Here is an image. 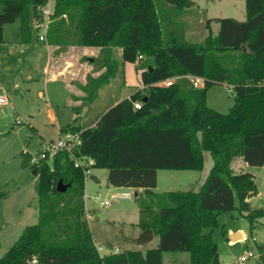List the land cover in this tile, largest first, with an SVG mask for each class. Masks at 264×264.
<instances>
[{"label":"trees","instance_id":"obj_1","mask_svg":"<svg viewBox=\"0 0 264 264\" xmlns=\"http://www.w3.org/2000/svg\"><path fill=\"white\" fill-rule=\"evenodd\" d=\"M48 0H0V43L3 27L19 22L22 43L38 41L34 23L42 21ZM168 13L177 25L191 0H54L45 34L58 52L68 46L98 47L94 70L81 87L82 107L92 102L98 89L113 79L117 63L112 49L120 48L123 63L136 64L137 90L102 114L95 126L82 129L78 117L60 129L77 135L72 156L85 161L74 167L65 150L30 166L37 180L38 222L25 227L19 239L0 258V264H162L164 251L189 253L188 264H235L221 261L211 231L222 213L238 212L253 227L264 218V209L251 208L248 199L257 193L254 176L234 174L236 158L249 167L264 168V0H244L245 20L209 19L202 43L183 42L170 27ZM211 21L219 25L216 35ZM149 61L145 64L143 61ZM142 64V65H140ZM195 77L203 86L183 89L172 79ZM226 85L233 104L219 113L207 104V92ZM139 102L138 109L133 104ZM204 152L212 159L197 191L155 194L158 170L201 171ZM31 156L21 153V168ZM107 171V185L142 189L149 204L140 203L141 230L151 229L155 247L124 249L100 254L84 211L85 171ZM70 184L65 192L57 183ZM139 199V195L136 197ZM209 228L208 231L204 229ZM264 263V246H260Z\"/></svg>","mask_w":264,"mask_h":264},{"label":"rangeland","instance_id":"obj_2","mask_svg":"<svg viewBox=\"0 0 264 264\" xmlns=\"http://www.w3.org/2000/svg\"><path fill=\"white\" fill-rule=\"evenodd\" d=\"M195 3L184 14L177 19V25L170 18L168 13L169 7L164 5L163 11L169 18L170 27L173 31L180 32L183 42L200 43L207 35L208 31L205 26L199 24L209 19L216 18H233L237 21L245 20L244 0H191ZM54 0H48L45 8L49 14L53 13ZM47 21V17H44ZM50 21V19H49ZM192 28L189 27L192 23ZM16 22L3 27L4 43H0V55L5 62L6 52L4 47L15 40ZM186 26L190 34L185 33ZM210 28L213 34H217L219 25L211 21ZM197 34V35H196ZM196 35V36H195ZM201 36H203L201 38ZM8 49V48H7ZM4 57V58H3ZM149 61H143L145 64ZM119 69V76L122 72L125 81V91H132L141 86L139 74L136 72V64L123 63ZM142 65V64H140ZM183 89L191 86L190 80L176 81ZM114 85H117L116 82ZM118 88V87H117ZM226 85H214L207 94V104L213 110L219 113H226L233 104V94ZM33 125L38 127V134L35 130L28 127L27 124H16L17 118L13 112L7 109V106L0 110V258L19 239L25 227L34 225L38 222V197H37V180L30 166L26 169L21 168V152L28 150L32 157H39L41 146L46 142L55 143L58 139L52 126L44 124L43 115L34 117ZM41 125V126H40ZM43 137V142L39 143ZM49 138L51 140H49ZM23 153V152H22ZM236 158L230 165L234 174L249 172L254 174V181L258 192L250 197L249 204L251 208L264 209V169L252 168L244 165L240 169ZM51 164V159H48ZM212 159L208 152H204L203 174H208L212 167ZM106 170L92 169V174L100 182L93 184L86 177L88 187L84 190L83 201L85 209L82 220H84L92 233L96 243L108 245L111 248L117 246L119 250L124 249H142L155 247L157 237L155 236L147 244L137 243V237L142 230L137 225L140 218V203L149 204L150 200L139 195V199L134 196V192L127 188H117L107 185L105 180ZM199 175V172H195ZM205 175V176H206ZM178 188V187H176ZM193 187H191L192 189ZM177 189H172L175 191ZM186 190H189L186 189ZM192 190H198V186ZM131 193L130 199L119 198L121 193ZM107 201L109 206H103L101 203ZM105 216L104 218H101ZM218 225L211 231V237L217 245L218 257L224 262H233L244 252L251 251L254 256L248 258L243 264H264L260 259V246H264V218L254 223H250L238 212L222 213L217 218ZM229 229H240L244 232L245 237L242 240H232ZM208 231L209 228L204 229ZM190 256L187 252L182 251H164L162 253V264H187Z\"/></svg>","mask_w":264,"mask_h":264},{"label":"crops","instance_id":"obj_3","mask_svg":"<svg viewBox=\"0 0 264 264\" xmlns=\"http://www.w3.org/2000/svg\"><path fill=\"white\" fill-rule=\"evenodd\" d=\"M192 24L193 22L190 23V28L193 27ZM199 24L201 27L205 26L202 21H200ZM15 26V40L9 45L10 47L3 46L7 60H5V62L2 61V56L0 55V95L6 99V103L0 104V110L2 107L7 106V109L13 112L14 116L17 118L16 124L25 123L28 127L35 130L36 134H38L37 129L39 124L34 126L32 123L33 119H35L34 117L39 114L43 115L45 126L49 125L54 128L58 139L60 137V129L71 124L77 117V124L82 129L91 128L95 126L102 114L116 103L129 98V96L137 90H140L143 94L147 90L146 87L140 86L132 91H125L123 72L121 73L122 77L119 76L118 72L120 66H124L121 49L113 48L111 54L112 59L117 63L115 77L107 84L101 86L97 91L96 98L82 107L80 113L77 115L74 109L81 106L82 99L85 97V93L81 90V87L86 84L87 77L91 76L95 78L103 72V70H94V61L99 56L100 48L68 46L66 49L57 53L59 50L58 47L49 45L46 41L40 42L39 40H33L31 44L22 43L18 30V21H16ZM187 28L188 26H186L185 33L189 31ZM191 33L193 32L191 31L188 34L191 35ZM202 37L203 36H201V38ZM203 40L200 43H202ZM2 43H4V36ZM136 72L140 74L139 71L136 70ZM182 79L190 80L191 83L189 86H192L194 80H201L199 78L187 76L172 79L171 82ZM115 82L117 85H114ZM202 86L203 81L200 84V87ZM40 138L41 140H39V143L43 142V137L40 136ZM49 140L51 139L49 138ZM22 152L32 154V152L28 150H22ZM238 165L240 169H244V165L246 164L239 160ZM259 168L262 169L263 167ZM202 170H158L156 187L152 192L160 194L171 192L172 189H177L175 191H197L192 189L197 186L199 189L208 175H202ZM195 172H199V175ZM106 177L107 172L105 180ZM94 178L97 179V182L93 180ZM89 180L93 184L100 182V180L92 174V170ZM88 184L90 183H88L85 177L84 190H86ZM191 187L193 188L191 189ZM188 188L189 190H186ZM127 189L133 191L135 197L143 194L142 189ZM249 200L250 198L248 202ZM104 217L105 216H103V218ZM229 233L230 235L239 233L240 237L238 240H242L245 237L244 232L240 229H229ZM95 244L96 247L102 246L105 249H113L106 244L101 245L96 242Z\"/></svg>","mask_w":264,"mask_h":264},{"label":"built area","instance_id":"obj_4","mask_svg":"<svg viewBox=\"0 0 264 264\" xmlns=\"http://www.w3.org/2000/svg\"><path fill=\"white\" fill-rule=\"evenodd\" d=\"M41 13H42V21L35 22L34 23V29L37 31L38 40L40 42H44L45 41L46 30H47L48 23H49V19L48 18L50 16V14H49V11L45 7H43L41 9ZM45 16L48 19L47 21L44 18ZM201 83H202V80H194L192 82V86L195 87V88H198V87H200ZM4 103H6V99H5V97L0 95V104H4ZM139 106H140L139 102H136V103L133 104V107L135 109H138ZM79 143L80 142H79V139H78L77 135H74V134H72L70 132L65 133V134L61 135L55 143H52V142L44 143L41 146L39 157L38 158L32 157L31 160H30V165L32 166V165L37 164L40 159H43V158H45L47 156H48V159H51L52 156L57 151H60V150H65V151H67L70 154V157L74 160V167H80L81 165H83L84 161H85V163L87 165H91L92 161L89 160V159H85L82 162L81 160L73 158V156H72L73 148L75 146H78ZM84 174H85V177H87V176L90 177L91 176V170L85 171ZM131 197H132L131 193H126V192L125 193H121L119 195V198H122V199H130ZM101 204L103 206H108L109 202L104 201ZM97 250L102 255V254H107L109 252H117L119 250V248L115 247L113 249H107V248L105 249L102 246H97ZM253 256H254V254L251 251L244 252L242 255L237 257L235 264H243V262H245L248 258L253 257ZM35 262H36V260L33 259L30 262V264H35Z\"/></svg>","mask_w":264,"mask_h":264},{"label":"water","instance_id":"obj_5","mask_svg":"<svg viewBox=\"0 0 264 264\" xmlns=\"http://www.w3.org/2000/svg\"><path fill=\"white\" fill-rule=\"evenodd\" d=\"M93 180L97 182V179L94 178ZM68 187H70V184L65 185L61 181H59L57 183L56 190L62 193V192H65ZM101 218H103V216ZM153 237H154V234L151 229L143 230L137 238V243L141 245L147 244L149 241L153 239ZM230 237L232 240H234L236 238H239L240 234L234 233V234H231Z\"/></svg>","mask_w":264,"mask_h":264}]
</instances>
